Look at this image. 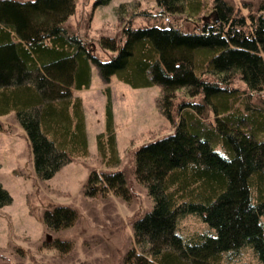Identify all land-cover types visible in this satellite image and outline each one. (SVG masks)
Returning <instances> with one entry per match:
<instances>
[{"label":"trees","instance_id":"1","mask_svg":"<svg viewBox=\"0 0 264 264\" xmlns=\"http://www.w3.org/2000/svg\"><path fill=\"white\" fill-rule=\"evenodd\" d=\"M76 10V0L0 1V117L13 116L26 132L38 179L88 155L74 91L89 88L91 64L106 83L115 76L133 88L159 85L158 107L174 129L135 150L133 176L151 207L133 222L140 252L129 251L124 264H264V106L255 102L264 92V0H154L137 23L135 8L121 5L118 27L93 38L68 26ZM106 92L98 151L107 170L92 171L81 194L128 204ZM11 202L0 185V209ZM30 211L55 233L79 218L54 203ZM191 217L205 225H183ZM53 245L63 248L57 258L71 250L65 239Z\"/></svg>","mask_w":264,"mask_h":264},{"label":"rangeland","instance_id":"2","mask_svg":"<svg viewBox=\"0 0 264 264\" xmlns=\"http://www.w3.org/2000/svg\"><path fill=\"white\" fill-rule=\"evenodd\" d=\"M260 1L236 0V3L248 2L254 6ZM76 2L77 10L68 26L82 37L90 38L96 37L103 27H118L119 6H127L128 11L134 7L133 18L137 23L144 18L140 9L154 5V0H111L97 6L96 0ZM122 15L126 16V12ZM125 19H122L123 23L127 21ZM91 73L89 88L74 91V96L81 99L85 113L88 155L66 164L47 181L38 179L26 132L17 126L13 116L0 117L5 127V131H0V185L12 197V202L0 209V264H124L129 251L134 248L140 252L135 243L133 222L151 207V201L146 189L134 179V153L140 146L172 133L174 123L158 107L161 86L133 88L115 76L106 83L95 64H91ZM108 86L120 170L125 172L131 189L128 204L116 197L92 201L81 194L92 171L107 170L99 156L98 135L106 130ZM257 97L262 100L255 102L264 106V92ZM177 121L175 114V124ZM53 203L77 209L79 218L74 226L55 233L46 230L41 221L31 215V206L40 215ZM183 225L198 227L205 224L199 218L191 217ZM56 238L70 241L71 250L62 259L54 256L61 254L63 248L48 247ZM18 250L24 251L25 257Z\"/></svg>","mask_w":264,"mask_h":264}]
</instances>
